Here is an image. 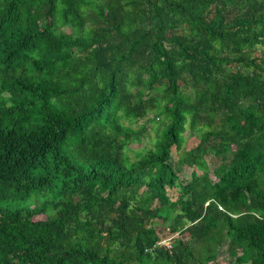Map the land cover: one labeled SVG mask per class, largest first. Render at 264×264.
Wrapping results in <instances>:
<instances>
[{
	"label": "trees",
	"instance_id": "1",
	"mask_svg": "<svg viewBox=\"0 0 264 264\" xmlns=\"http://www.w3.org/2000/svg\"><path fill=\"white\" fill-rule=\"evenodd\" d=\"M223 248L264 264V0H0V264Z\"/></svg>",
	"mask_w": 264,
	"mask_h": 264
},
{
	"label": "rangeland",
	"instance_id": "2",
	"mask_svg": "<svg viewBox=\"0 0 264 264\" xmlns=\"http://www.w3.org/2000/svg\"><path fill=\"white\" fill-rule=\"evenodd\" d=\"M197 142H198L197 138L195 136H193L190 132H187L186 133V141H185V143L183 145L184 147L179 152L174 151L173 160H177L182 152H184L185 150L191 148ZM146 143L147 142H145V144ZM184 174L185 175H182V176H184V177H188L189 176L190 172L188 171V169L184 172ZM212 177L215 179L213 174H212ZM172 238L173 237H171V236L166 237L167 241L166 242L165 241H161V244L165 245L166 247H169L168 244H170L173 241ZM169 239H170V241H169ZM222 250L223 251L219 255L218 263H216V264H228L229 255L227 253V250H226V248H223ZM208 264H215V261H211Z\"/></svg>",
	"mask_w": 264,
	"mask_h": 264
}]
</instances>
